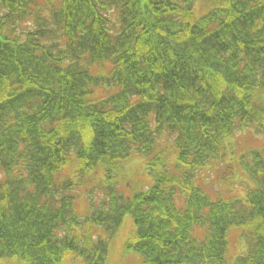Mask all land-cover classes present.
<instances>
[{
    "label": "trees",
    "instance_id": "obj_1",
    "mask_svg": "<svg viewBox=\"0 0 264 264\" xmlns=\"http://www.w3.org/2000/svg\"><path fill=\"white\" fill-rule=\"evenodd\" d=\"M244 133L264 140V0H0V259L105 264L78 199L143 156L149 183L110 179L85 223L129 215L143 264H264V147L231 150Z\"/></svg>",
    "mask_w": 264,
    "mask_h": 264
},
{
    "label": "rangeland",
    "instance_id": "obj_2",
    "mask_svg": "<svg viewBox=\"0 0 264 264\" xmlns=\"http://www.w3.org/2000/svg\"><path fill=\"white\" fill-rule=\"evenodd\" d=\"M238 133V132H237ZM241 135L237 134L233 136V144L229 147H231V150H234V152L238 148H244L249 144H252L255 147L263 146L264 147V140H257L254 138H262V135H254L252 137L254 138H248L249 133L243 135L242 139H240ZM236 139V140H235ZM244 146V147H243ZM244 150V149H242ZM124 164V165H123ZM123 167H120L116 170L117 174V182L120 181L123 182L121 184V187L125 190L126 193L131 194L134 190L137 189L139 185L143 186L145 185V181L148 179V176L145 172V164H144V157L136 156L133 159H129L128 161H125L122 163ZM213 168L209 171H207L205 174H202V180L197 179V183H199L203 189L206 192L209 193H216L218 192L217 185H216V179L217 177H222L225 174L226 168L225 166L219 164V165H212ZM214 169V170H213ZM124 177L134 178L133 180L124 179ZM100 182V181H98ZM127 183L126 186H123V184ZM144 182V183H143ZM118 185V184H117ZM94 187H98V185H95ZM120 186L118 188L121 189ZM104 196L102 195V192L99 191V189L95 190L91 198L87 197L86 199L82 201L78 205V209L82 212L87 211L91 205H96L99 201V197ZM127 223H130L129 219H126L123 221L122 224H124L123 228L119 233L116 235L115 240L111 243H109V253L107 257L106 264H135L136 263V256H138L136 253L129 252V254H125L123 251V242L126 239V237L129 235V227L126 225ZM86 231L91 233L93 236L101 235L102 231L98 228L90 225H86L85 227ZM237 236L238 233L236 232ZM232 240V251L233 253L241 252L243 250V244L241 243V240L237 239L236 236L231 235L230 236ZM0 264H14L13 259H10L8 261L7 259L3 258L0 259Z\"/></svg>",
    "mask_w": 264,
    "mask_h": 264
},
{
    "label": "bare ground",
    "instance_id": "obj_3",
    "mask_svg": "<svg viewBox=\"0 0 264 264\" xmlns=\"http://www.w3.org/2000/svg\"><path fill=\"white\" fill-rule=\"evenodd\" d=\"M244 39H246V36H244ZM236 66L233 64L231 65V71L232 73H236L237 72ZM231 73V74H232ZM208 78V77H206ZM192 79L195 80L196 82H199L201 80V75L199 74V72L194 71L193 72V76ZM213 80V79H211ZM210 80V81H211ZM191 82H182V85L184 86H188L190 85ZM213 83V89L207 93V97L213 101V103L219 104L222 107H230L232 105V101L234 98V89L227 84H223V83H218L215 81H212ZM67 107H63L62 109H66ZM75 108L72 107L71 111H73ZM69 227L71 229H75L76 226L71 224L69 225Z\"/></svg>",
    "mask_w": 264,
    "mask_h": 264
}]
</instances>
